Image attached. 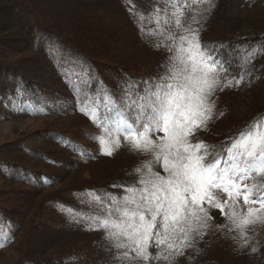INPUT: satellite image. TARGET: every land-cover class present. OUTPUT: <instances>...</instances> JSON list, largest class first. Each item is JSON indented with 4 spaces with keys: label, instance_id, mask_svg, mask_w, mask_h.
Wrapping results in <instances>:
<instances>
[{
    "label": "rangeland",
    "instance_id": "rangeland-1",
    "mask_svg": "<svg viewBox=\"0 0 264 264\" xmlns=\"http://www.w3.org/2000/svg\"><path fill=\"white\" fill-rule=\"evenodd\" d=\"M212 2L214 7L198 17L202 44L234 40L238 49H247L264 41V0ZM154 3L155 0H10L13 16L0 24V206L21 226L22 222L26 225L16 234L19 246L14 250L22 252H6L0 256V264H10L18 255L48 259V264H120L114 259L117 250L109 249L104 239V231L86 230V222H74L68 209H74L76 216L99 214L88 198L80 196V191L125 168L129 169L122 179L134 183L138 176L132 170L150 157L130 151L123 140L111 156L100 154L92 135L98 129L80 110L72 87L74 81L66 74L90 70L92 92L106 86L118 99L121 84L136 83L142 91L139 82L162 73L168 56L164 48L157 50L153 46L156 38L141 35L132 15L134 11L147 13ZM88 6L93 11L97 9L94 14L98 15L100 29L118 26L124 38L85 55L65 43L71 34L86 40L87 34L93 32L90 28L83 30L87 28L83 19ZM62 13L71 21H66ZM58 17L61 19L53 22ZM61 20L70 22L68 27H60ZM43 21L65 29L66 38ZM15 31L20 33L16 37ZM252 65L255 70L245 76L239 87L218 90L212 97L216 115L206 129L196 133L194 143L233 137L254 118L264 115V52ZM223 120L228 126L222 131ZM5 162L10 165H1ZM154 170L163 174L159 166ZM41 174L48 175L53 185H42ZM47 202L55 206H47ZM15 208L22 209V213L15 214ZM210 215L212 227L203 239L172 264H203L207 258L217 264H264V223L248 228L249 243L241 247L242 241L232 238L238 233L216 229V225L225 223L219 210L211 209ZM11 224L4 226L0 218V232L6 234V238L0 236V241L15 234ZM73 251L86 252L76 258L65 255ZM150 252L155 256L157 249L151 248Z\"/></svg>",
    "mask_w": 264,
    "mask_h": 264
},
{
    "label": "snow or ice",
    "instance_id": "snow-or-ice-1",
    "mask_svg": "<svg viewBox=\"0 0 264 264\" xmlns=\"http://www.w3.org/2000/svg\"><path fill=\"white\" fill-rule=\"evenodd\" d=\"M212 7V0H155L147 13L132 12L141 35L156 38L153 46L168 53L165 70L139 82L142 91L136 83L121 84L118 99L106 86L92 92L90 70L66 74L80 110L98 129L92 135L100 154L111 156L123 140L130 151L150 157L132 170L136 182L111 185L120 194L86 190L99 214L76 216L68 209L86 230L104 231L120 264H172L212 227L211 209L225 218L216 229L238 233L232 238L241 247L249 243L248 228L264 223V115L220 146L193 142L216 115L215 93L239 87L264 52V41L232 54L224 45L202 44L198 17ZM233 67L237 76L228 75Z\"/></svg>",
    "mask_w": 264,
    "mask_h": 264
},
{
    "label": "trees",
    "instance_id": "trees-1",
    "mask_svg": "<svg viewBox=\"0 0 264 264\" xmlns=\"http://www.w3.org/2000/svg\"><path fill=\"white\" fill-rule=\"evenodd\" d=\"M0 2H1L0 3V6H1L0 7V24H2V23H6V20L7 19H10L13 16L10 13V10H9L10 7L11 8L13 7V5L10 4V0H0ZM89 3L90 2H88V4ZM31 7H33L32 4H30L29 10L32 9ZM61 8L63 9V6L62 5H61ZM87 8L88 9H87V11L85 13V17L83 19V23H84V25L87 28H85L83 30L85 32V31H87L90 28V29H93V32L87 34L86 40H81L80 39L81 37L79 38L76 34H71V37L65 43V45L68 48H70L72 50H77V51H79V52H81V53H83L85 55H88L90 53V51H94V50L96 51L99 48L104 47V45L106 46V45L112 44V43H114V42H116L118 40H121V38H124V35H123L122 31L118 28V26H115V25L108 26V25H106V26H104V28H102L100 26L102 28V29H100L98 27V25H97V22H98L97 16L98 15H95V14H97V12H96L97 9L95 8V11H93L94 9L92 8V6L91 7L88 6ZM94 12H96V13L94 14ZM37 13H38V11L36 10L35 11V15H37ZM60 17H58L56 19H53L54 20L53 22L59 21V19L62 18V17L61 18ZM64 17H66V21L67 20L68 21L70 20L68 18L69 16L67 17L66 14H63V18ZM38 18L40 20L42 19L41 16L40 17L38 16ZM49 20H51V19H49ZM43 22H45L46 24H48L51 27H53V29L55 30V32L57 33L58 36L64 37L63 35L65 33H64L63 30H65V29H61L59 27H54L49 21H43ZM68 23H70V22H68ZM68 23H66L65 21H62L60 27H62V28L66 27V26L68 27V25H69ZM61 30L63 32H61ZM15 34H17V35H15ZM19 34H20L19 32L15 31L14 36L16 37ZM64 38H66V37H64ZM208 45H210V46L211 45H216V46L224 45L225 47H224L223 51H225L228 54L234 53L235 50L238 49V46H239L238 43L235 42L234 40H227L224 43H219V42L216 41V42H214V43L212 42V43H210ZM87 51H89V53ZM79 52H75V53H79ZM81 53H80V55H81ZM234 63H235V61H234ZM119 67H121V66H119ZM238 71H239L238 69H236L235 67H233L232 70L228 74H230L231 76H237ZM127 74L130 75V76L133 75L132 73H127ZM135 75H141V74H135ZM223 121H221V122H223L222 123V131H223V129H225L226 126H228V124H226L224 126V123L226 121L225 120H223ZM0 124H3L2 121H0ZM228 139H229L228 137H224V138L219 139V140H213V141L212 140H209L207 144H209V145H215V146H220L221 144H223ZM1 165H10V163L5 162V163H1ZM22 168H24V167H22ZM128 169L129 168H125L124 170H120V173L119 172L118 173L116 172V173L110 175L109 177H107L104 180H102L101 183H98L96 185H88L87 187L83 188L80 191V196L82 198H84V197L87 198V195L85 194L86 193V190H94V189H99L100 192L107 191V192H113V193L120 194V192L119 191H115V189L112 188L111 185L114 182L121 183V184H132V182H130V181L127 182V181L123 180L122 177H121V175H123ZM4 176L6 178H8L9 180H11L12 182H15V183L16 182H19L13 176L12 177H8L6 175H4ZM48 178H49L48 175L41 174L42 185H44V186H52L53 185V184H48L47 183V179ZM47 206H51L52 207V206H55V205L53 204V202H47ZM15 209H16L15 214H18L19 212L22 213V209H19V208H15ZM25 210H27V209H25ZM0 218L2 219L4 226H7V224H9L10 222H12L11 226L14 229V232H15V234L14 235H11L8 238L7 241H3V240L0 241V243H2L4 245L3 247H0V256H1L3 254H6V252H8V251H15L14 248H16L17 246H19L18 245V235L16 236V234H17V232H19L20 230H22L25 227L26 222H22L23 225L21 226L18 222H16V220L13 218V216L10 215V214H8L6 211H4L3 208H1V206H0ZM14 223H18V224H14ZM15 252H17V254H18V253H21L22 251L21 252L15 251ZM85 252L86 251H82V252L75 253L73 251V252L67 253L65 255H67L68 258H76L77 255L84 256L83 253H85ZM47 262H48V259L47 260L46 259H43V258L31 259L30 257H28V259H27L23 255H21V256L18 255L17 258H14L11 261L10 264H48ZM203 264H217V263L214 262L213 260L207 258V259H205V261L203 262Z\"/></svg>",
    "mask_w": 264,
    "mask_h": 264
},
{
    "label": "bare ground",
    "instance_id": "bare-ground-1",
    "mask_svg": "<svg viewBox=\"0 0 264 264\" xmlns=\"http://www.w3.org/2000/svg\"><path fill=\"white\" fill-rule=\"evenodd\" d=\"M14 224H18V223H14Z\"/></svg>",
    "mask_w": 264,
    "mask_h": 264
}]
</instances>
